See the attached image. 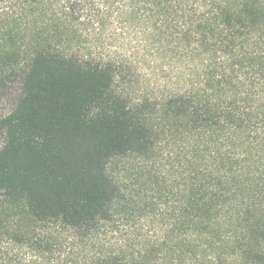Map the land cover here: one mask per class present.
<instances>
[{
	"label": "trees",
	"instance_id": "1",
	"mask_svg": "<svg viewBox=\"0 0 264 264\" xmlns=\"http://www.w3.org/2000/svg\"><path fill=\"white\" fill-rule=\"evenodd\" d=\"M13 87L0 264H264V0H0ZM157 157L180 183L142 235L117 167Z\"/></svg>",
	"mask_w": 264,
	"mask_h": 264
},
{
	"label": "rangeland",
	"instance_id": "2",
	"mask_svg": "<svg viewBox=\"0 0 264 264\" xmlns=\"http://www.w3.org/2000/svg\"><path fill=\"white\" fill-rule=\"evenodd\" d=\"M13 84L14 83H8L7 86L9 87L10 85L9 88H11ZM14 100V87L7 92L0 89V116L8 112ZM2 141L3 137L0 135V144ZM172 163V161L164 157H157V161L153 164L154 177L150 179L146 176H142V174H146L147 171L151 169L145 168L140 161L136 159L131 158L123 160L118 164V172L124 170L128 171L127 175L121 174L120 176L124 186L135 196L138 194L139 198H144L147 202H152V208L150 210H145L142 217L136 222V226H139L142 235L150 231V229L151 231L158 230L161 224L164 223V221L160 219V214L163 213L164 210L170 211L175 207V198L171 196V193L172 191H176L180 183L178 174H180L182 170L175 168L174 172H170ZM172 186L176 188L174 189L173 187L172 189ZM0 218L4 224L12 225V218L8 213L2 212ZM13 255L23 257L25 263L28 261L35 264L40 263L38 260L31 258V256H29L28 253L26 254L23 250L14 249Z\"/></svg>",
	"mask_w": 264,
	"mask_h": 264
}]
</instances>
